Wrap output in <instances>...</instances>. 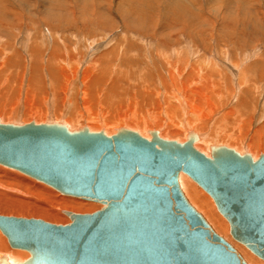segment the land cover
Returning a JSON list of instances; mask_svg holds the SVG:
<instances>
[{
  "label": "bare ground",
  "instance_id": "1",
  "mask_svg": "<svg viewBox=\"0 0 264 264\" xmlns=\"http://www.w3.org/2000/svg\"><path fill=\"white\" fill-rule=\"evenodd\" d=\"M85 1L92 2V10L99 12L103 25L122 26L129 19L138 24L135 27L144 37L155 36L160 29L161 38L70 40L52 31L40 37L34 33L22 44L16 31L11 33L13 36L7 35L9 30L22 28L25 22L29 24L26 29L31 28L27 31L34 32L36 23L42 21L37 17L42 7L65 10L72 0H0V122H62L70 130L87 127L106 135L125 127L148 139L150 131L156 130L161 138L178 142L195 134L194 147L207 156L213 145L248 152L253 159L264 153V40H251L263 47L261 51L255 48L251 55L241 50L248 40H229L231 35L217 40L215 45L210 40L214 24L211 11H221V16L227 17L233 6L245 7L258 0H84V4ZM17 2L28 10L19 9ZM254 5L255 14L261 15L258 20H262L261 4ZM70 13V22L56 17L59 26L66 25L63 30L77 25L72 8L67 11ZM67 14L64 13L66 17ZM122 14L126 17L122 18ZM46 19L43 17L45 25H54ZM204 24L210 25L209 35ZM81 25H86L83 20ZM246 27L242 24L240 30ZM250 33L257 32L251 28ZM189 34L193 40H177L178 36L187 39ZM5 35L12 40H5ZM1 165L0 173L24 186H34V191L53 192L55 198L39 193V197L32 194L36 199H30V192L24 191L23 196L17 187L0 182V215L64 224L70 221L67 212L88 213L95 206L57 195L49 187ZM184 174L180 172L178 180L188 201L202 210L200 213L216 232L227 234L229 223L218 210L222 217L217 213L213 198ZM50 204H58L60 209L49 210ZM3 255L16 263L29 253L11 247L0 230V257ZM250 259L256 261L255 257Z\"/></svg>",
  "mask_w": 264,
  "mask_h": 264
},
{
  "label": "water",
  "instance_id": "2",
  "mask_svg": "<svg viewBox=\"0 0 264 264\" xmlns=\"http://www.w3.org/2000/svg\"><path fill=\"white\" fill-rule=\"evenodd\" d=\"M125 127L112 135L62 122H0V163L59 192L101 204L68 223L0 215L20 262L0 264H248L188 201L180 172L198 183L232 238L264 260V153L223 145L210 156L184 142Z\"/></svg>",
  "mask_w": 264,
  "mask_h": 264
},
{
  "label": "rangeland",
  "instance_id": "3",
  "mask_svg": "<svg viewBox=\"0 0 264 264\" xmlns=\"http://www.w3.org/2000/svg\"><path fill=\"white\" fill-rule=\"evenodd\" d=\"M72 2H74V3H72ZM72 2L71 3L68 2L65 5V7H67V9H65V10H63L62 8H57V7H53V6H49L48 8H50V9L48 10V8H46V10H45L42 7V9H40V13H38V16H37V14L35 15V17L37 16V17H40V19L42 18V21L36 23L35 28H34L35 30L32 27V29L34 30V32H31V31L28 32L27 30H29L31 28L26 29L27 25H29V24H27V23L24 22V23H22L23 24L22 25V28H20V26L19 27L17 26L16 29L9 30L10 32L7 35L10 34V36H13V35H11V33L13 34V33H16L17 32L18 35H19L18 38H17V40H20L22 44L25 43L26 40L28 42L29 39L32 37L31 35H33L34 33L37 34V36L39 35L38 37H40L42 35V33L44 34V36H46L48 34V32H52V31H55V34L58 35V36H60V35H65V37L68 36V38L70 37L69 38L70 40H121L124 36L132 37L133 40H136V39L137 40H142V39L143 40H153V39L154 40H159L161 38L160 37V33H161L160 29L158 30V32L156 33L155 36L146 35V37H144L136 29V27L138 26V24L135 23V22H131V20H129V19L128 20L125 19V22L122 23V26H119V24H118V26L116 27L115 25L113 26L112 24H109V23L106 24V22H105L106 25H103L100 22V18L98 16L99 15V12H96L95 11V8H93V10H92L93 5H92V2L91 1L90 2L89 1H87V2L85 1L86 2L85 4H84V0H81L80 1L82 3H80L79 0L78 1L77 0H72ZM257 2L256 3L251 2L250 4L248 3L251 7L249 5H247V4H246L245 7H239V8H234L235 6H233L231 9H229L228 14H227V17L225 15L222 17L221 14L223 15V13L221 11H216V12H212L211 11L210 19L214 20V24L212 25L213 26V28H212L213 36H212V38L210 40H213L214 45L217 44L216 43L217 40H222V39H225L226 40L228 38L226 36L231 35L233 38L232 39H229V40H248V44L247 45H244L246 48L245 47H242V49H241L244 54H250L251 55L252 53H255V52H253V51H255V48H256V50L261 51L262 48H263L262 47V44H260V42L258 44L252 42L253 40H264V12H263V15H262L263 16L262 20H258V16L261 17V15H260V13H258L256 15L255 14L256 12L254 10L255 9V5L254 4L257 5V4L260 3L261 4V7H262V10L264 11V0H258ZM17 4L19 6V9L22 7L21 8L22 11H23V9H24V11L25 10H28V8L26 7L25 4H23V3L20 4L19 2H17ZM39 7H41V5H39ZM68 7L69 8H72L74 10V12H75L74 15L78 18V21L76 22V24L78 26L76 25L74 28L72 26H70V28H67L66 27L67 29H64L63 30V28H65L66 25L65 24H62V25L59 26L58 25L57 18H60L61 19V17H62L61 20H63V21L68 18V22H70V20H72V18H73V15L71 13L69 15L67 14V11H69V8ZM248 9L250 10V12H249ZM234 10H236V11H234ZM104 11L105 10H103L102 12H104ZM64 13L67 14V17L64 15ZM58 14L60 16H58ZM35 17H33V18H35ZM43 17H48V19H46V20L49 21L50 23L54 24V25H52L53 27L52 26H49L48 24L45 25V23L43 21ZM81 17H82V19H81ZM123 17L125 18L126 15L124 14L122 16V18ZM234 18H236L237 21H235ZM114 19H115V16H114ZM82 20H83V22L86 25H84V26L81 25ZM256 20H258V21H256ZM37 21H39V19ZM259 22L262 23V25ZM63 23H65V22H63ZM242 24H246L247 27L244 28V30L241 31L240 28L242 27ZM223 25H226L228 27L222 28ZM207 26H210V25H208V24L205 25L204 24L202 27L203 28H208L207 30H208V35H209V33H210L209 31L211 29L209 27H207ZM77 27H78V29L76 30ZM80 27H82V29H80ZM232 28L233 29L236 28V29L233 30ZM251 28L253 30L255 29L258 34L257 33H255V34L254 33H250ZM223 29H225V32H224ZM232 30L234 31V34L233 35L231 34L233 32ZM39 31H40V33H39ZM76 31H78V32H76ZM159 31H160V33H159ZM218 34L221 35V37H222L221 39L219 38L220 36ZM189 35H190V37H188L187 39H186L187 36L186 37L181 36L182 38L180 36H178V38H180V39H177V40H193L192 35L191 34H189ZM10 36H8V37H10ZM6 38L7 37L5 35V37H4L5 40H12L10 38H7V39ZM13 38H15V37H13ZM196 38L198 39V37H196ZM249 41H251V42H249ZM239 51L240 50H238L237 52H239ZM239 53H241V52H239ZM230 54L233 55L232 53H230ZM259 55H260V52H259ZM23 118H24V115H21L20 119H23ZM1 166L4 167V168L10 169V170L16 171L19 174L27 177V179H29L31 181L33 180L34 182L41 183V184L45 185V187H49L51 190H53L54 192H56L57 195H60L62 197L68 198V199L78 200L80 202H83L84 201V202L92 203V206L95 205L92 208L93 209L92 211H94L96 209H99V206L101 207V204L96 203V202H91V201L82 200V199H78V198H74V197H70V196L63 195V194L59 193L57 190H55L53 187H51V186H49V185H47V184H45V183H43L41 181H38V180H36V179H34V178H32V177L24 174V173H21L18 170H15V169H12V168L3 166V165H1ZM0 175H1L0 176V182H4V183L7 182V184L9 183L11 186L17 187L21 193H23L24 191H26L27 193L30 192V194H27V195H30V199L33 197L32 194H35L36 196L39 197V193L42 194V195H45L47 197H51V198L53 197V198H55V195H54L53 192H50V191L47 192L44 189L42 191H34L33 190V187L34 186H32V185H26V186H24L25 184H23L19 180H16L13 177H10V176L7 177L3 173H0ZM184 175H186V177L189 180L191 179L187 174H184ZM192 182L194 183L193 180H192ZM198 187L200 188V186H198ZM200 189L209 197V195H208L207 192H205L202 188H200ZM22 195L25 196L24 193ZM2 198L4 199L5 197H2ZM33 199H36V198L33 197ZM50 205H51V207L49 206V210H57V209H60L58 207V204H55V205L50 204ZM65 205H67V204H65ZM46 208H48V207H46ZM199 210L202 211L201 209H199ZM216 211H217V209H216ZM217 213L219 214L218 211H217ZM63 216H65V215H63ZM219 216H220V214H219ZM19 217H22V216H19ZM220 217H222V216H220ZM29 218H34V217H29ZM217 233L220 234V235H222L227 241H229L241 253V255L246 259V261L250 262V264H264V260L260 259L256 255H254L251 251H249L245 246H243L242 244H240L237 241H235L231 237L229 231L227 232V234L223 233V231H221L220 233L217 231ZM250 256L255 257L256 258V261L251 260L250 259Z\"/></svg>",
  "mask_w": 264,
  "mask_h": 264
}]
</instances>
